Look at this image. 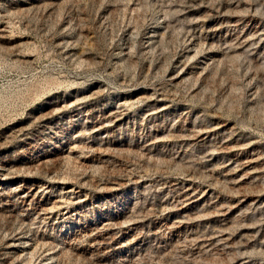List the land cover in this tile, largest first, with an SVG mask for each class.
Returning a JSON list of instances; mask_svg holds the SVG:
<instances>
[{
  "label": "rangeland",
  "instance_id": "1",
  "mask_svg": "<svg viewBox=\"0 0 264 264\" xmlns=\"http://www.w3.org/2000/svg\"><path fill=\"white\" fill-rule=\"evenodd\" d=\"M0 264H264V0H0Z\"/></svg>",
  "mask_w": 264,
  "mask_h": 264
},
{
  "label": "bare ground",
  "instance_id": "2",
  "mask_svg": "<svg viewBox=\"0 0 264 264\" xmlns=\"http://www.w3.org/2000/svg\"><path fill=\"white\" fill-rule=\"evenodd\" d=\"M34 202V201H33Z\"/></svg>",
  "mask_w": 264,
  "mask_h": 264
}]
</instances>
